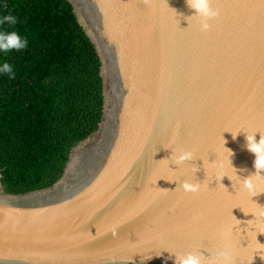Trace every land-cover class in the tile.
Wrapping results in <instances>:
<instances>
[{"label": "water", "instance_id": "95a60500", "mask_svg": "<svg viewBox=\"0 0 264 264\" xmlns=\"http://www.w3.org/2000/svg\"><path fill=\"white\" fill-rule=\"evenodd\" d=\"M69 1L103 118L54 186L10 195L0 175V264H264V193L237 178L257 173L247 134L264 136V0H210L206 32L185 0Z\"/></svg>", "mask_w": 264, "mask_h": 264}, {"label": "trees", "instance_id": "16d2710c", "mask_svg": "<svg viewBox=\"0 0 264 264\" xmlns=\"http://www.w3.org/2000/svg\"><path fill=\"white\" fill-rule=\"evenodd\" d=\"M28 46L0 53L14 78L0 75V175L6 193L50 188L73 149L98 131L104 112L101 59L69 0H0Z\"/></svg>", "mask_w": 264, "mask_h": 264}, {"label": "clouds", "instance_id": "9594fccd", "mask_svg": "<svg viewBox=\"0 0 264 264\" xmlns=\"http://www.w3.org/2000/svg\"><path fill=\"white\" fill-rule=\"evenodd\" d=\"M185 3L187 7L190 10L194 11L195 13L190 18L197 19L201 31H205V32L208 31L211 27L209 21L215 19L219 15L218 10L212 7L210 0H185ZM16 23H17V18L14 15L8 14V15L0 16V25H5V24L15 25ZM27 46H28L27 39L22 38L18 32L16 31L9 32L6 30H0V53H8L11 51L19 52L24 50ZM5 74L8 75L9 78L15 77L13 66L7 62L0 64V75H5ZM256 133L257 132L253 134H247L246 147L249 152L255 155L254 167L257 170V173L255 175L250 176L246 180H241L236 174L237 178L242 182V186L245 189L253 192V197L259 196L260 194L264 193V189H257V187L253 183L254 177L256 178L264 177V175L260 174L261 172H264V136L261 135V139L259 140V142H257L255 139ZM228 151L231 152L230 150ZM192 156L193 153H191L190 151L177 149L176 163L179 164L181 162L191 160ZM194 171L196 173L198 170H194ZM183 188L191 192H197L200 189V184L184 182ZM168 253H170L169 256L170 259L174 257V264H209V262L206 261L205 258L199 253H195V252H188L184 254L177 252H168Z\"/></svg>", "mask_w": 264, "mask_h": 264}]
</instances>
